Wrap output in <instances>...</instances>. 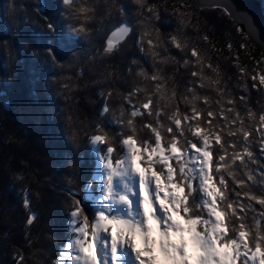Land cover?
Returning a JSON list of instances; mask_svg holds the SVG:
<instances>
[{
  "label": "snow or ice",
  "instance_id": "obj_1",
  "mask_svg": "<svg viewBox=\"0 0 264 264\" xmlns=\"http://www.w3.org/2000/svg\"><path fill=\"white\" fill-rule=\"evenodd\" d=\"M131 4L130 9L121 0H59L51 15L43 5L34 6L72 56L74 46L91 34L89 25L96 21L101 31L115 11L120 19L103 31V44L89 59L112 57L129 38L144 58L130 61L126 73L135 78L126 90L112 85L99 90L101 104L90 130L74 127L71 115L65 118V138L78 146L83 133L95 167L80 190H67L68 235L49 264H264V102L258 100V108L250 102L252 89L264 96V68L248 73L236 62V94L231 77L226 80L220 64L212 63L219 49L208 43L209 36H200L199 28L195 40L186 34L193 5L168 12L150 0ZM173 18L177 27L165 34ZM47 43L50 67L70 70L53 40ZM169 65L172 75L165 73ZM181 71L188 77L183 91L175 79ZM76 75L83 77L85 68ZM58 79V95L71 98L79 85L69 84L70 75ZM117 80L127 84L113 67L94 83ZM32 203L24 187L28 246L39 219ZM13 259L25 264L21 251Z\"/></svg>",
  "mask_w": 264,
  "mask_h": 264
},
{
  "label": "trees",
  "instance_id": "obj_2",
  "mask_svg": "<svg viewBox=\"0 0 264 264\" xmlns=\"http://www.w3.org/2000/svg\"><path fill=\"white\" fill-rule=\"evenodd\" d=\"M258 1L264 10L263 1ZM121 2L128 4L130 9L135 7L131 0ZM150 2L162 4L168 12L185 11L182 4L194 6L192 24L186 34L195 40L194 29L199 28L200 36H209L208 43L219 49L212 53V63L220 64L226 80L231 77L228 84L234 93L239 94L235 88L239 75L236 62L248 73H252L254 68L257 71L264 68V63L257 65V62H264L262 49L222 9L200 8L196 0ZM58 3L59 0H0V264H16L13 256L17 251L24 254L25 264H36L37 260L49 264L56 257L59 245L68 235L66 220L70 201L67 190L70 187L80 190L95 167L94 156L83 133L77 140L78 146L65 138V118L71 115L74 127L90 130L101 104L99 90L110 85L126 90L135 78L134 73L132 76L126 73L130 61L135 58L144 63L133 38H129L110 58L89 59L103 44V31L120 19L115 11L112 19L104 20L101 31L96 30L100 27L96 21L89 25L91 34L74 46L77 56H72L56 42V38L47 31L44 20L34 11V6L40 4L45 7L44 14L51 15L53 6ZM176 27L177 22L173 18L163 31L167 34ZM49 39L56 45L61 62L72 64L70 70L50 67L45 55ZM229 43L232 44L231 49L228 48ZM172 51L179 55L175 49ZM80 67L85 68V75L78 78L76 73ZM113 67L127 80V84L119 80L114 84L111 81L94 83L103 79ZM165 73L172 75L173 67L167 66ZM61 75L72 76L69 84L79 85L67 100L58 95V77ZM54 77L57 78L55 83L52 82ZM175 79L183 91L188 79L186 73H177ZM248 84L251 88L252 81L248 80ZM116 100L114 96V107ZM258 100L264 102V96L252 89L250 102L254 108H258ZM18 176L24 179L20 180ZM69 179L72 180L71 185ZM24 187L30 189L32 208L39 216L38 222L30 228L31 246L25 239Z\"/></svg>",
  "mask_w": 264,
  "mask_h": 264
},
{
  "label": "water",
  "instance_id": "obj_3",
  "mask_svg": "<svg viewBox=\"0 0 264 264\" xmlns=\"http://www.w3.org/2000/svg\"><path fill=\"white\" fill-rule=\"evenodd\" d=\"M196 1L200 8L222 9L247 37L264 50V10L258 0Z\"/></svg>",
  "mask_w": 264,
  "mask_h": 264
},
{
  "label": "rangeland",
  "instance_id": "obj_4",
  "mask_svg": "<svg viewBox=\"0 0 264 264\" xmlns=\"http://www.w3.org/2000/svg\"><path fill=\"white\" fill-rule=\"evenodd\" d=\"M263 3H264V0H262ZM240 28V27H239ZM241 29V28H240ZM262 49V48H261ZM263 59H264V50L262 49V56H261Z\"/></svg>",
  "mask_w": 264,
  "mask_h": 264
}]
</instances>
